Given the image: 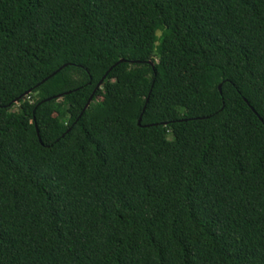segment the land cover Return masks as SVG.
<instances>
[{
    "label": "trees",
    "instance_id": "trees-1",
    "mask_svg": "<svg viewBox=\"0 0 264 264\" xmlns=\"http://www.w3.org/2000/svg\"><path fill=\"white\" fill-rule=\"evenodd\" d=\"M0 264H264V0H0Z\"/></svg>",
    "mask_w": 264,
    "mask_h": 264
},
{
    "label": "water",
    "instance_id": "water-1",
    "mask_svg": "<svg viewBox=\"0 0 264 264\" xmlns=\"http://www.w3.org/2000/svg\"><path fill=\"white\" fill-rule=\"evenodd\" d=\"M62 69H63V68H62ZM62 69H60V70H62ZM56 74H57V72L54 73V74L52 75V77L55 76ZM47 80H48V79H47ZM47 80H46V81H47ZM44 82H45V81H44ZM44 82H43V83H44ZM102 82H103V81H101V82L99 83V85L97 86V88H96V90L94 91L93 95L91 96V98H90L88 104L86 105L85 110H86V109L90 106V104L92 103L95 93H96L97 90H98L99 88H101V86H102ZM141 121H142V118H141L140 121H139V125H141Z\"/></svg>",
    "mask_w": 264,
    "mask_h": 264
}]
</instances>
